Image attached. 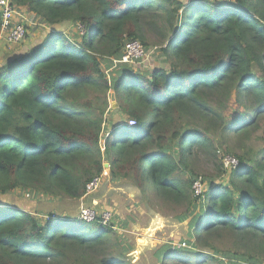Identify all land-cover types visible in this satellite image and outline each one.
<instances>
[{
	"label": "trees",
	"instance_id": "obj_1",
	"mask_svg": "<svg viewBox=\"0 0 264 264\" xmlns=\"http://www.w3.org/2000/svg\"><path fill=\"white\" fill-rule=\"evenodd\" d=\"M10 2L48 31L0 67V194L80 199L109 169L145 199L189 211L178 220L191 219L192 250L162 246L159 264H264V147L253 159L234 155L228 181H209L200 198L189 197L196 177H178L196 155L217 159L214 134L245 141L264 128V0ZM69 24L84 34L61 32ZM147 31L158 39L149 44ZM130 40L155 46L169 69L115 63ZM233 96L241 112L227 123ZM110 111L134 125L105 127ZM223 232L235 249L213 245ZM126 251L110 228L0 202V264H130Z\"/></svg>",
	"mask_w": 264,
	"mask_h": 264
},
{
	"label": "rangeland",
	"instance_id": "obj_2",
	"mask_svg": "<svg viewBox=\"0 0 264 264\" xmlns=\"http://www.w3.org/2000/svg\"><path fill=\"white\" fill-rule=\"evenodd\" d=\"M183 3L189 0H179ZM206 2L223 1V0H204ZM16 17V21H18ZM27 23V36L18 44H6L3 42L0 47V57L2 61H6L7 55L19 51L21 47L29 45L32 40V35L35 36L45 35L47 29L39 24L35 17H28ZM66 35L75 34L77 37L84 34V30L79 25H65L60 28ZM151 32L147 31V41L149 44L155 42L158 37L151 36ZM33 39H35L33 37ZM37 39V38H36ZM138 41V40H137ZM2 42V40H1ZM140 44L141 42L138 41ZM147 54L146 58L142 61L135 62L133 65L128 66L133 70H138L150 75L155 68H163L168 70V63L162 61V57L156 55V48L152 46L145 48ZM117 62V61H114ZM120 64V63H118ZM114 65H117L114 63ZM116 69H104L107 78H111ZM107 74H110L108 76ZM236 97L233 96L231 101L227 104L225 110L222 111L225 121L229 123L232 120V115L241 112L237 109ZM111 109H116V101L113 94L109 99ZM126 122L130 117L120 116L116 112H108L106 115L105 127H110L113 121L119 120ZM264 122H260V125ZM259 125V128H260ZM108 127V128H109ZM263 129L250 131L248 140L242 141L235 134H228L221 137L219 134H214L212 139L216 146L217 159L210 160V158L202 155H196L192 158L190 164V171L182 170L179 173V179L183 182L190 181L191 177H201L204 181V186L207 187L210 182L214 184L225 183L228 181V171H226L220 164L221 157L218 151L223 155L233 156H246L248 159H253L254 154L258 153L264 147ZM233 154V155H232ZM234 157V158H235ZM254 164V163H253ZM108 179L97 192L86 194L80 199L69 198H53L51 196H38L33 199H26L25 191L15 189L5 194H0V202L7 206L18 208L21 211L35 213L39 218L45 219L49 214L65 215L76 219L79 214L80 207L92 208L100 213L102 210H113V222L119 229V235L122 238L123 245L127 248L124 257L130 264H159L157 250L162 246H170V244H180L182 242H194L191 238V231L188 228L189 218L184 222L178 219L186 214L188 210L183 206V202L178 204L164 203L160 200L152 198L151 196L144 198L139 194V191L133 188L128 182L120 179L115 173L109 171ZM116 179L112 180V179ZM207 185V186H206ZM25 192V193H24ZM32 194V193H31ZM30 194V195H31ZM189 197L193 198L191 190H189ZM96 199V200H94ZM195 198H193L194 200ZM93 200V201H92ZM112 212V211H111ZM113 214V213H112ZM213 245L222 250L235 249L233 238L227 233L223 232L219 239H212ZM218 240V241H216ZM201 245V244H199ZM196 248H200V246ZM242 246H238L240 250ZM241 251V250H240ZM211 250L206 249L205 253L211 254ZM193 256V255H192ZM194 262L195 257H191ZM211 264H213L211 262Z\"/></svg>",
	"mask_w": 264,
	"mask_h": 264
},
{
	"label": "built area",
	"instance_id": "obj_3",
	"mask_svg": "<svg viewBox=\"0 0 264 264\" xmlns=\"http://www.w3.org/2000/svg\"><path fill=\"white\" fill-rule=\"evenodd\" d=\"M0 41L2 40L6 44H18L24 40L27 34V16L20 13L18 7H14L10 0H0ZM18 17V21H16ZM147 54L145 49L137 40H130L125 43L122 50L121 59L115 63L125 64L128 66L133 65L135 62L142 61L146 58ZM128 125H134V121L129 120ZM221 157L220 162L223 168L227 171L238 168V161L233 156L223 155L219 151L217 152ZM103 182V176H97L93 178L86 186V194L97 192ZM204 181L201 177L196 178L191 185V192L193 198L197 199L202 197V194L206 191ZM207 186V185H206ZM25 197L30 199L32 195L26 193ZM113 212L110 210H103L97 212L92 208H81L77 215V220L85 224H98L103 227L110 228L113 232H119L116 224L113 222ZM172 249H190V245L187 242L180 244H171Z\"/></svg>",
	"mask_w": 264,
	"mask_h": 264
},
{
	"label": "crops",
	"instance_id": "obj_4",
	"mask_svg": "<svg viewBox=\"0 0 264 264\" xmlns=\"http://www.w3.org/2000/svg\"><path fill=\"white\" fill-rule=\"evenodd\" d=\"M19 11H20V13L21 14H23V15H26L27 17H31L33 14H30V13H28L25 9H23V8H19ZM31 15V16H30ZM28 26H30V23H28L27 24ZM27 26V27H28ZM42 27H44V26H42ZM45 28V27H44ZM47 29V28H46ZM46 33V32H45ZM36 34H34V36L32 35V40L30 41L31 43L28 45L29 47L30 46H36V45H38L43 39H44V36L45 35H41V36H35ZM33 37L35 38V39H33ZM37 38V39H36ZM1 44H3V41L1 42L0 41V47H1ZM28 46L26 45V47H21L20 48V50L19 51H16V52H13L12 54H10V55H7L8 56V58L10 59V57L12 56H14L15 54H18V53H22V52H24V51H26L27 49H28ZM8 59V60H9ZM5 62V61H4ZM3 61H2V58L0 57V67L3 65V63H4ZM104 73H105V71H104ZM108 76H110V74H107ZM108 79H110V78H108ZM112 94V93H111ZM104 174H109L110 172L108 171V170H104V172H103ZM103 173L101 174V175H103ZM108 179H110L109 178V176H106V179H105V177L103 176V182H102V184H104ZM112 180H115V181H117L116 179H112ZM101 184V185H102ZM101 187V186H100ZM89 195V194H88ZM88 195H85V196H88ZM94 200H96V199H94ZM93 201V200H92ZM80 208H82V207H80ZM113 211V210H112ZM33 214H35V213H33ZM191 220V219H190ZM190 220H189V222H190ZM182 222H184V221H182ZM189 224V223H188ZM122 238H125L124 236L122 237ZM159 250V249H158ZM157 250V251H158Z\"/></svg>",
	"mask_w": 264,
	"mask_h": 264
},
{
	"label": "clouds",
	"instance_id": "obj_5",
	"mask_svg": "<svg viewBox=\"0 0 264 264\" xmlns=\"http://www.w3.org/2000/svg\"><path fill=\"white\" fill-rule=\"evenodd\" d=\"M19 8V7H18ZM31 14V13H30ZM31 16V15H30ZM31 17H34V15H32ZM43 26V25H42ZM105 170H108L109 171V169H105ZM103 172H104V170H103ZM25 193V192H24ZM26 193H30V192H26ZM25 193V194H26ZM192 193V192H191ZM31 194V193H30ZM32 195V197L30 198V199H33L34 198V196H33V194H31ZM27 199V198H26ZM29 199V198H28ZM81 209V208H80ZM103 211V210H102ZM110 211H112V210H110ZM113 212V211H112ZM113 214H114V212H113ZM58 217H66V219L67 218H71V217H69V216H65V215H57ZM72 219H74V218H72ZM74 220H77V218L76 219H74ZM79 221V220H78ZM108 228V227H107ZM113 232V231H112ZM114 233H117V232H114ZM117 234H119V233H117ZM188 243V242H187ZM191 243V242H190ZM190 245V244H189ZM170 248H171V250H173V251H182V250H192V247H191V245H190V249H172V247H171V244H170V246H169Z\"/></svg>",
	"mask_w": 264,
	"mask_h": 264
},
{
	"label": "water",
	"instance_id": "obj_6",
	"mask_svg": "<svg viewBox=\"0 0 264 264\" xmlns=\"http://www.w3.org/2000/svg\"><path fill=\"white\" fill-rule=\"evenodd\" d=\"M105 167H106V165H105ZM59 219H66V217H59Z\"/></svg>",
	"mask_w": 264,
	"mask_h": 264
}]
</instances>
